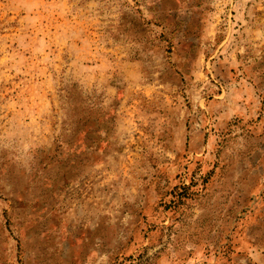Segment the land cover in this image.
<instances>
[{"label": "rangeland", "instance_id": "374dc122", "mask_svg": "<svg viewBox=\"0 0 264 264\" xmlns=\"http://www.w3.org/2000/svg\"><path fill=\"white\" fill-rule=\"evenodd\" d=\"M0 264H264V0H0Z\"/></svg>", "mask_w": 264, "mask_h": 264}, {"label": "crops", "instance_id": "0c3cea01", "mask_svg": "<svg viewBox=\"0 0 264 264\" xmlns=\"http://www.w3.org/2000/svg\"><path fill=\"white\" fill-rule=\"evenodd\" d=\"M73 104V103H72ZM66 117H65V124H64V131H71L75 134V132H77L75 130V126L77 123L76 122V119L77 121L79 120L80 118V114H79V110L75 107V105H71L70 109L66 110ZM67 127V128H66ZM98 133H101L99 131H96ZM66 134V133H65Z\"/></svg>", "mask_w": 264, "mask_h": 264}]
</instances>
